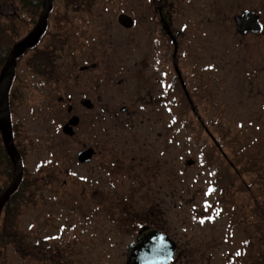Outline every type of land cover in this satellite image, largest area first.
<instances>
[{
    "label": "rangeland",
    "instance_id": "obj_1",
    "mask_svg": "<svg viewBox=\"0 0 264 264\" xmlns=\"http://www.w3.org/2000/svg\"><path fill=\"white\" fill-rule=\"evenodd\" d=\"M66 2L52 0L47 34L19 56L10 87L24 166L40 186L22 200L18 232L45 249L50 243L69 264H125L127 244L147 222L176 241L171 264H254L264 252V208L222 179L219 150L230 157L233 147L244 162L254 156L264 171V0L160 1L171 11L185 87L209 131L224 129L226 150L180 97L173 44L152 19L159 0H95L85 11ZM10 3L0 7V52L34 27L37 1L27 13L20 0ZM245 9L259 14L258 34L235 31L234 16ZM48 41L54 70L41 77ZM84 97L92 110L82 107ZM68 104L80 117L73 136L62 132ZM83 147L95 154L81 164ZM0 264L54 262L0 247Z\"/></svg>",
    "mask_w": 264,
    "mask_h": 264
},
{
    "label": "trees",
    "instance_id": "obj_2",
    "mask_svg": "<svg viewBox=\"0 0 264 264\" xmlns=\"http://www.w3.org/2000/svg\"><path fill=\"white\" fill-rule=\"evenodd\" d=\"M33 1L34 0H20V5H21L20 11H24L27 13L28 7L31 5ZM36 1H37L36 10H35L36 13L32 12V15L30 17V19L32 20L31 25L36 24L38 17L42 10V0H36ZM68 1H69V5L66 2L67 6H71L73 8L85 11L93 7L92 5L95 0H71L73 5L71 4L70 0ZM3 2L6 3L7 0H0V7L2 6ZM10 2H11L10 6L13 7L15 5V0H10ZM19 21L20 22L18 23H21L23 26H29V22H25L23 20L21 21V18L19 19ZM2 26L4 28H7L8 22L6 24L2 23ZM30 30L28 28L26 31L29 32ZM46 32H47V29L41 36L40 42L41 40H43V37H45V35L47 34ZM17 38L15 35H12V37L10 38V42ZM37 45L31 48L25 49V51L20 55V57L29 52H33L37 48ZM53 49H54V46L52 45L51 42L48 41L43 48L42 55H40V59L43 57L41 60L45 67L43 66V64H41L38 68H36V70L40 71V74L42 77H44V75L52 73V71L54 70V62H53L54 52H52L54 51ZM9 51L6 52L2 50L0 52V67L1 68L6 61ZM20 57H18L17 60ZM10 93L11 91L9 89L8 98H9ZM184 96H185L184 94L180 95L182 100L185 99ZM10 109L11 108L9 106V110ZM11 124H12L11 128H12L13 144L22 161V176L20 178V181L16 189L9 195V198L4 203L1 209V212H0V247H2L3 249H8V248L13 249L22 260L31 261L35 255H39L41 260H45V261L47 260L49 262H54V264L55 263L64 264V262L66 264H69L68 261L66 262L62 259V256L59 253L53 250L50 243L45 249V247L43 246L45 243L42 242L40 244L39 242L37 243L33 242L32 239L29 237V235L23 233L22 230H21L22 232H18L17 230V228L19 229L18 216L20 215V211L22 208L21 206L23 205L22 200L28 199L27 197H29L30 199L33 198V196L37 197L40 186L37 184V181L39 179L30 178V175H28V172L26 171V167L24 166V153L22 152V141L20 139V135H19L18 129L16 128V125L14 126L12 122ZM211 127H212L211 134L217 135V137L219 138V143L221 147L223 148V150H226L225 146L227 142L225 140L224 129L220 128L219 130L214 131L213 126ZM221 150H219L222 153V155L220 156V160H221V163L225 165L223 168L224 173L223 175H221L222 179L227 178L225 180L228 182L229 187H232L233 185L235 186L237 182L238 192H241L242 194H245V192H247L249 194V199H254L258 197L259 199L258 201L260 202L261 207L264 208V171L263 169H261L262 166L261 167L259 166L258 164L259 161L257 160V158H255L254 156L251 157L250 155L248 157V161L244 162V159H245L244 156L237 154V152L234 151L233 147L231 148V152H229L231 153L230 157L228 155H226L227 157H225V155H223V152ZM226 159L228 160V162ZM219 168H220V165H219ZM246 174L247 175L254 174V176H249L248 180L246 181V178H245ZM12 178H13V164H12V161L9 155L7 154L5 150L2 136L0 134V181H1L0 194L3 191H5L6 188L11 184ZM246 183L248 184L247 190L245 189ZM230 191L227 190V196L231 195V200H232L234 192H230ZM258 216L260 217V214ZM146 224L153 225L159 230L165 232L162 228L152 223L143 222L142 224H140V226L146 225ZM42 253L44 255H42ZM253 258H254L253 259L254 264H257V263L264 264V252L256 254L255 256H253Z\"/></svg>",
    "mask_w": 264,
    "mask_h": 264
},
{
    "label": "water",
    "instance_id": "obj_3",
    "mask_svg": "<svg viewBox=\"0 0 264 264\" xmlns=\"http://www.w3.org/2000/svg\"><path fill=\"white\" fill-rule=\"evenodd\" d=\"M52 9V0H42V11L38 20L31 31L24 37L16 41L6 58V61L0 71V134L2 136L3 144L7 154L9 155L13 164V178L11 184L0 194V212L4 203L9 198V195L16 189L20 178L22 176V161L13 144L11 117L8 106V91L11 86L15 65L17 58L24 52L25 49L35 46L47 26L48 14ZM119 21L125 27L131 25V20L126 16H121ZM235 31L239 35H246L248 33L258 34L262 28L259 14L255 11L245 9L241 13L234 16ZM166 30H168L166 28ZM173 42L172 63L175 73L180 81L182 90L191 105V110L196 116L199 123L204 128L206 134L215 142L213 135L205 125L197 108L192 104L185 84L182 80L180 70L177 65V50L178 44L175 38L172 37ZM82 105L87 109H92L93 104L90 100L85 99ZM125 107L121 108L123 112ZM79 124V117L76 115L71 116L66 123L62 126V132L67 136L74 135V128ZM94 149L86 147L79 150L76 154L77 161L81 164L89 162L93 155ZM177 244L175 240L167 233L157 229L151 225L141 226L134 238L127 244L125 249V264H171L175 257Z\"/></svg>",
    "mask_w": 264,
    "mask_h": 264
},
{
    "label": "flooded vegetation",
    "instance_id": "obj_4",
    "mask_svg": "<svg viewBox=\"0 0 264 264\" xmlns=\"http://www.w3.org/2000/svg\"><path fill=\"white\" fill-rule=\"evenodd\" d=\"M161 0H159L158 4L154 5L153 7H151V12L154 14V16L152 17L153 21L155 22V26H156V30L157 32H160V33H163L164 37L165 38H168L170 41L171 40V36L168 35L167 32H170L172 37L176 39L177 41V35H176V32L173 30L172 28V23L170 22V15H171V11H169V6H165L163 4L160 3ZM166 28L168 30H166ZM178 43V42H177ZM94 67L95 64L93 63L92 64ZM42 77V76H41ZM176 79L177 81L179 82L177 76H176ZM85 99H88L91 101V99L89 97H84L82 98V100L80 101L81 105H82V101L85 100ZM96 101L97 102H100L102 101L101 99V96L100 95H96ZM93 104V102H91ZM83 108L87 109L85 106L82 105ZM125 107V106H123ZM68 114L69 117L73 116V115H76L74 112H73V106L71 104H68ZM94 108V104H93V107L92 109ZM122 108V107H121ZM121 108H120V111H121ZM92 109H87V110H92ZM125 110H126V107H125ZM124 110V111H125ZM122 112V111H121ZM77 116V115H76ZM79 117V116H78ZM79 123H80V117H79ZM85 148V147H83ZM82 148V149H83ZM95 151V150H94ZM95 154V152H94Z\"/></svg>",
    "mask_w": 264,
    "mask_h": 264
}]
</instances>
